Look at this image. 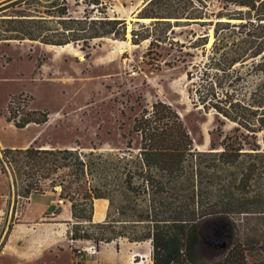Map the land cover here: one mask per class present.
Listing matches in <instances>:
<instances>
[{
    "label": "trees",
    "instance_id": "1",
    "mask_svg": "<svg viewBox=\"0 0 264 264\" xmlns=\"http://www.w3.org/2000/svg\"><path fill=\"white\" fill-rule=\"evenodd\" d=\"M209 1L146 0L130 34L133 44L149 40L151 48L172 41L173 25L213 26L209 48L207 31L185 45L201 49L203 57L188 64L186 79L194 107L236 124L225 134L218 127V142L198 150L178 112L156 99L134 118L129 134L139 136L136 150L130 138L127 150L118 153L94 145L87 152L79 144L2 149L0 168L9 165L18 195L60 186L59 197L70 201L68 240L96 246L120 238L149 240L152 264H197L202 219L224 216L235 235L254 216L264 221V147L257 138L264 131V0H217L218 11H209ZM110 5L111 0H3L0 40L82 49L98 38L125 40L126 21L110 16ZM29 100L19 94L8 102L5 118L18 129L48 119L47 111L29 109ZM96 198L108 201L100 222L92 220ZM71 253L80 256L72 246Z\"/></svg>",
    "mask_w": 264,
    "mask_h": 264
},
{
    "label": "rangeland",
    "instance_id": "2",
    "mask_svg": "<svg viewBox=\"0 0 264 264\" xmlns=\"http://www.w3.org/2000/svg\"><path fill=\"white\" fill-rule=\"evenodd\" d=\"M145 1L111 0L109 15L126 21L125 40L98 38L83 49L80 44L70 43L60 54L38 41L0 40V158L6 147L22 148L30 144L47 148L79 144L87 152L94 145L98 151L118 153L127 150L129 138L136 150L139 136L129 134L134 118L156 99L166 101L178 112L198 150L208 149L211 140L219 141L218 127L222 134L231 132L236 125L234 122L223 120L221 123L222 117L214 111L205 112L194 107L188 92L186 67L191 62H200L203 57L201 49L185 45L190 44L195 35L207 31L206 48H209L213 41V26L173 25L174 32L170 34L173 42L168 40L151 48L149 40L133 44L130 30L137 26L136 14ZM208 9L218 11L221 4L210 0ZM37 60L41 62L40 67H37ZM19 94L30 96L29 109L47 111L45 123H30L18 129L6 120L8 102ZM257 138L264 147V131L258 133ZM2 166L0 264H29L30 260L23 252L28 247L19 236L23 233L20 219L34 197L46 193L48 202L55 200L58 194L46 189L26 197L18 195L9 165L4 163ZM56 204V210L61 211L70 206V201L64 199L62 204L57 201ZM71 223L70 219L68 229ZM197 231V264H264V221L257 216L245 223L238 235H235L232 220L224 216L202 219ZM66 241L58 239L60 244L52 253L41 254L45 262L37 264H49L50 261L70 264L73 255ZM114 242L117 245L127 243V239ZM239 242L245 246L239 247ZM103 244L96 246L92 241L85 242L93 252ZM76 249L77 254H81ZM146 252L141 264L150 263L151 246H147ZM76 259L82 262L83 258Z\"/></svg>",
    "mask_w": 264,
    "mask_h": 264
},
{
    "label": "crops",
    "instance_id": "3",
    "mask_svg": "<svg viewBox=\"0 0 264 264\" xmlns=\"http://www.w3.org/2000/svg\"><path fill=\"white\" fill-rule=\"evenodd\" d=\"M1 1L3 0H0V2ZM47 198L46 193L34 197L20 219L22 223H19V225L22 226L21 230L23 233L19 234V236L24 239L23 243L28 247L23 252L28 256L30 260L28 261L29 264H37L42 261L45 262V260L41 258V254L45 252L52 253L54 251L53 249L60 244L58 243V239H66L67 241L65 244L70 250L71 246L78 248V251L81 253L79 257L83 258L82 262H80L81 264H141L143 261L142 255L147 254L146 248L147 246H151L149 240L142 242L127 241V243H119L118 245L112 241L104 243L94 252L90 251L88 247L85 246V240L70 241L67 238V232L69 230L68 221L70 219L72 220L70 206L66 207L65 210L63 209L56 212L57 207L55 201L48 200L47 202ZM96 201H105L107 210V199L96 198L94 199L93 205ZM94 214L95 209L93 208L92 220L93 222H100L94 219ZM61 224H64V227H59ZM54 257L56 258V256ZM149 257V264H152L151 254ZM136 258L139 260L135 262L133 259ZM49 264L54 263L50 261ZM70 264H77V259L71 256Z\"/></svg>",
    "mask_w": 264,
    "mask_h": 264
},
{
    "label": "bare ground",
    "instance_id": "4",
    "mask_svg": "<svg viewBox=\"0 0 264 264\" xmlns=\"http://www.w3.org/2000/svg\"><path fill=\"white\" fill-rule=\"evenodd\" d=\"M142 21H147L149 20L148 18H141ZM233 20V19H232ZM212 39V37H211ZM70 45V43L68 44H65L63 46H57V45H49L52 49V51L55 52V54H60L62 53L65 48H67L68 46ZM29 125V124H28ZM47 147V146H45ZM107 202V201H106ZM94 209H95V214H94V219L96 221H100L104 218L105 216V210H106V204H105V201H96L95 204H94ZM138 255V254H137ZM145 254L142 255L143 257V262L145 261Z\"/></svg>",
    "mask_w": 264,
    "mask_h": 264
},
{
    "label": "built area",
    "instance_id": "5",
    "mask_svg": "<svg viewBox=\"0 0 264 264\" xmlns=\"http://www.w3.org/2000/svg\"><path fill=\"white\" fill-rule=\"evenodd\" d=\"M54 191H55L57 194H59L60 186H59V185L54 186ZM58 197H59V195H58ZM58 197L54 200V201H55V204H56V201H57L59 204H62V201L64 200V198H61V197L58 198ZM56 205H57V204H56Z\"/></svg>",
    "mask_w": 264,
    "mask_h": 264
},
{
    "label": "water",
    "instance_id": "6",
    "mask_svg": "<svg viewBox=\"0 0 264 264\" xmlns=\"http://www.w3.org/2000/svg\"><path fill=\"white\" fill-rule=\"evenodd\" d=\"M145 3V2H144ZM137 20H138V18H137Z\"/></svg>",
    "mask_w": 264,
    "mask_h": 264
}]
</instances>
